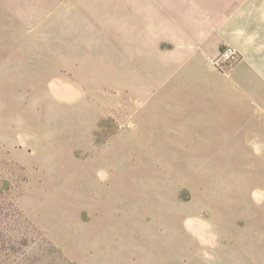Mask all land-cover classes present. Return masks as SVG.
<instances>
[{
	"label": "rangeland",
	"instance_id": "rangeland-1",
	"mask_svg": "<svg viewBox=\"0 0 264 264\" xmlns=\"http://www.w3.org/2000/svg\"><path fill=\"white\" fill-rule=\"evenodd\" d=\"M226 2L0 0V264H264V82L177 101Z\"/></svg>",
	"mask_w": 264,
	"mask_h": 264
},
{
	"label": "crops",
	"instance_id": "crops-1",
	"mask_svg": "<svg viewBox=\"0 0 264 264\" xmlns=\"http://www.w3.org/2000/svg\"><path fill=\"white\" fill-rule=\"evenodd\" d=\"M230 4L231 0H227L221 8L216 6L214 8L216 14L213 13V16L210 13L207 21L195 16L180 17L179 29L182 31L190 24L189 29L192 33L191 37L179 42L181 48L187 47L188 50H193L192 53L208 54L212 63L211 59L218 53L220 46L230 45L241 52L242 61L230 76L221 73L224 77H231L234 73L232 80L226 81L220 78L216 84L207 82L203 75L202 78L201 75L190 73L196 72L194 67L184 68V71L189 73L184 76V81H180L181 84L177 89L179 104L186 102L187 98L195 96L201 98V94L207 93L209 95L207 98L220 104L229 101V104L234 105L236 99L242 101L244 107L237 109L235 105L236 111L232 112L234 116L237 111L245 110V104L249 110H257L258 101L254 98L258 94L256 81L260 79L264 82V0H242L241 6L234 9L236 10L232 15L234 18L224 23L220 16L230 11ZM241 17L243 20L238 21ZM236 84H242L243 90L236 89ZM181 114L186 117L185 111ZM198 226L196 221L194 229H200Z\"/></svg>",
	"mask_w": 264,
	"mask_h": 264
},
{
	"label": "built area",
	"instance_id": "built-area-1",
	"mask_svg": "<svg viewBox=\"0 0 264 264\" xmlns=\"http://www.w3.org/2000/svg\"><path fill=\"white\" fill-rule=\"evenodd\" d=\"M211 60L222 74L230 76L240 60V53L235 47L226 45Z\"/></svg>",
	"mask_w": 264,
	"mask_h": 264
},
{
	"label": "bare ground",
	"instance_id": "bare-ground-1",
	"mask_svg": "<svg viewBox=\"0 0 264 264\" xmlns=\"http://www.w3.org/2000/svg\"><path fill=\"white\" fill-rule=\"evenodd\" d=\"M54 87L56 88L57 91H63L64 85L61 82H54ZM257 196L260 198V192H257ZM195 222L194 220L189 221V224L191 227H195Z\"/></svg>",
	"mask_w": 264,
	"mask_h": 264
}]
</instances>
